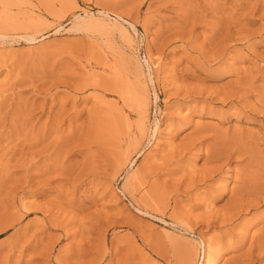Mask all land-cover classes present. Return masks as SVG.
Segmentation results:
<instances>
[{
    "label": "rangeland",
    "instance_id": "obj_1",
    "mask_svg": "<svg viewBox=\"0 0 264 264\" xmlns=\"http://www.w3.org/2000/svg\"><path fill=\"white\" fill-rule=\"evenodd\" d=\"M0 34V264H264V0H0Z\"/></svg>",
    "mask_w": 264,
    "mask_h": 264
},
{
    "label": "bare ground",
    "instance_id": "obj_2",
    "mask_svg": "<svg viewBox=\"0 0 264 264\" xmlns=\"http://www.w3.org/2000/svg\"><path fill=\"white\" fill-rule=\"evenodd\" d=\"M100 14H101V12H100ZM105 15V14H104ZM89 17H90V20H89V23H87V25L88 26H92L93 25V22L95 21V19H94V17H92V15H90L89 14ZM117 17V16H116ZM119 18H120V16H118ZM79 18L80 17H77V18H75V21H77V23H78V20H79ZM106 18V17H105ZM109 19V18H108ZM97 22V21H96ZM99 22V21H98ZM117 22V21H116ZM76 23V22H75ZM95 23V22H94ZM119 24V23H118ZM131 25V24H130ZM115 26V25H114ZM18 37V36H17ZM20 37V36H19ZM25 41H27V42H30V43H32V42H34V40L33 39H31L29 36H23L22 37ZM0 40H4V35H2V34H0ZM148 63V64H147ZM146 64L148 65V66H150L149 65V62H147ZM148 68V67H147ZM150 70H151V68H150ZM152 73V72H151ZM125 74V73H124ZM153 75V74H152ZM151 75V83L153 84L154 83V78H153V76ZM118 83V82H117ZM133 84V83H132ZM113 85V84H112ZM116 85H119V83L118 84H116ZM129 85V84H128ZM120 86V85H119ZM100 87V86H99ZM113 87H114V89L115 90H118L119 89V87H118V89L113 85ZM112 87V88H113ZM128 87V86H127ZM142 87V86H141ZM145 87V86H144ZM103 88V87H102ZM101 89V88H100ZM121 89V88H120ZM125 89V88H124ZM136 89V88H135ZM141 89H143V87L141 88ZM147 89V88H146ZM111 90V89H110ZM130 90V89H129ZM140 90V89H139ZM145 90V89H144ZM132 91H135L134 89L132 90ZM131 91V92H132ZM137 91H138V88H137ZM146 91V90H145ZM153 91H154V95H155V101H156V103H157V101H158V99H159V96H158V93H157V91H156V88L155 87H153ZM129 93V92H128ZM134 93H138V92H134ZM133 94V93H132ZM142 94V92L140 93V95ZM147 95V93H145L144 92V95ZM131 95V94H130ZM138 95V94H137ZM137 95H136V98H138L137 97ZM145 95V96H146ZM129 96V95H128ZM142 97H143V95H142ZM140 98V97H139ZM143 98H145V97H143ZM147 98H145V100H144V104H145V106L147 107L148 105H147V102L149 101L148 99V101L146 100ZM128 100V99H127ZM130 102V101H129ZM140 102H141V100H140ZM128 102H126V104H127ZM141 104H142V102H141ZM143 106V105H142ZM144 108V107H143ZM145 109H147V108H145ZM149 109V108H148ZM147 109V110H148ZM144 110V109H143ZM147 110H145V112L147 111ZM146 113H148V112H146ZM130 125V124H129ZM128 125V126H129ZM125 126H127L126 125V122H125V125L123 126V127H125ZM127 126V127H128ZM130 128V127H129ZM128 128V129H129ZM124 129V128H123ZM127 129V130H128ZM157 129V128H156ZM132 130V129H131ZM123 132H125V131H123ZM155 132H156V130H155ZM145 133V132H144ZM123 134H125V133H123ZM126 134H127V132H126ZM129 135V134H128ZM131 135V134H130ZM143 135V134H142ZM126 136V135H125ZM131 137V136H130ZM186 137V136H185ZM137 139V138H136ZM142 139V138H141ZM122 141V140H121ZM121 143V142H120ZM135 143V142H134ZM132 144V143H131ZM139 144V143H138ZM132 147H134V144L130 147V148H132ZM137 147V146H136ZM243 153V152H242ZM130 152L128 151V152H126V153H124V154H122V157L120 156V159L119 158H117V157H114V163L116 164V167H117V165L118 166H121V165H119V162L122 160V161H124V170H125V168H127L131 163H132V158L130 157ZM135 162L136 161H134L133 162V164H135ZM121 164V163H120ZM121 166V167H122ZM121 167H119V174H121L122 175V168ZM124 170H123V172H124ZM118 174V173H117ZM137 177V175L136 174H132L131 175V177L130 178H128V180H132V179H135ZM139 177V176H138ZM253 183V182H252ZM264 184V183H263ZM257 185V184H256ZM259 187V186H258ZM262 188H264V185L263 186H261ZM260 187V188H261ZM255 187L254 186H252V187H250L249 189H247L246 191H244L243 193H244V195H251V194H254V193H257V191H259L260 190V192L263 190H261V189H254ZM257 190V191H256ZM131 193V192H130ZM259 195H260V193H259ZM246 197H248V196H246ZM246 197H244V198H246ZM249 198V197H248ZM247 200V199H246ZM244 202H245V200H244ZM243 202V203H244ZM246 204V203H245ZM252 205V204H251ZM240 207V206H239ZM249 207V206H248ZM238 209V208H237ZM240 210V209H239ZM171 227V226H170ZM207 248V247H206ZM209 248V247H208ZM264 248V247H263ZM212 249V248H211ZM213 255L210 253V251H206L205 250V252H204V258H203V260H202V262H201V264H220L221 262H223V259H225L224 258V256L223 255H220L217 259H215V260H212V257ZM187 264H197L196 262L194 263V259H190V256L188 257V259H187Z\"/></svg>",
    "mask_w": 264,
    "mask_h": 264
}]
</instances>
